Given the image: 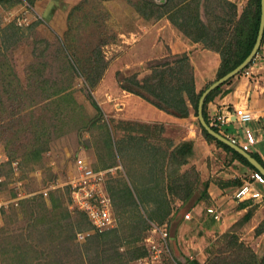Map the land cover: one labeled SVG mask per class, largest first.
<instances>
[{"label": "rangeland", "instance_id": "rangeland-1", "mask_svg": "<svg viewBox=\"0 0 264 264\" xmlns=\"http://www.w3.org/2000/svg\"><path fill=\"white\" fill-rule=\"evenodd\" d=\"M141 1L80 0L71 10L69 26L63 34L53 33L39 16L27 17L34 11L26 1L22 3L24 9L15 16L7 12L9 2L0 5V203L3 204L0 209V264H113L108 255L115 248L124 253L123 264H147L145 260L137 262L140 258L133 259L129 252L131 240L140 231L141 220H146L145 243L155 223L152 220L163 213L161 206L167 194L157 190L149 193V189L145 195H150L152 200L148 202L150 205H145L138 188L142 185L148 187L147 184L154 180L150 169L162 166L151 157L161 151L160 154L168 158L171 144H176L163 137L164 129L159 125L140 127L142 125L133 124L129 118L113 117L110 104L115 106L123 100L114 101L109 96L116 90L122 92V84L132 87L126 81L129 77L138 75L142 79L155 65L168 67V63L174 66L190 63L189 53L194 48L175 53L168 38L174 37L172 30L177 29V25L168 17L145 19L132 5ZM225 1L237 5V14L248 3V0H204L202 21L211 32H219L226 23L223 22V18L226 21L223 12L230 11V6ZM176 16V23L182 22L181 13ZM3 23L7 24L2 26ZM195 29L193 23L188 25L189 32L194 33ZM122 32L132 33L130 38L133 41L114 49ZM183 34L186 41L206 46L204 41ZM106 40L110 41L101 48L108 64L107 72L99 81H104L106 86L104 90H98L99 83L97 87L91 86L86 74L95 70L92 68L95 62L92 53ZM67 55L79 72L68 68L71 62ZM67 85L69 89L61 95L70 93L77 103L70 102L69 105L67 101L65 106L58 107L59 97L54 98L52 94ZM134 94L141 97L140 101L144 99L156 106ZM121 106L125 108L122 113L125 112L126 117H129L128 112L134 113L133 109H137L136 104ZM60 116L65 122L62 136L55 132L58 124L63 123L58 122ZM195 117L198 128L203 131L198 116ZM132 132L142 135L136 138L138 145L135 138H130ZM38 135L40 142H37ZM41 144L44 149L41 159H33V152ZM188 158V164L179 167L178 174L187 173L188 179L195 181V167L190 164L193 155ZM78 159L95 170H107L101 188L113 198L112 212L117 226L113 231L108 230L110 233H96L87 214L78 207L72 208V190L66 182L77 171L74 166ZM14 163L18 166L16 172ZM167 166L159 181V191H167V186L164 187L169 183L167 175L177 167ZM52 185L57 188L45 195L43 192ZM128 191H132L135 205L131 204ZM52 195L58 197L56 205ZM167 202L172 212L178 217L182 215L181 220L186 219L185 215L190 212L189 202L183 201L174 191L169 194ZM152 208L157 209L156 212ZM176 213L171 217L175 218ZM170 219L160 226L171 227L173 221ZM226 246V242L219 239L208 247L209 257L212 251L213 260L220 261L227 255H223ZM171 248L178 264L186 262L185 255L179 256L172 244ZM115 260L114 263L119 262ZM163 261L175 264L170 257H164ZM153 264L159 263L155 260Z\"/></svg>", "mask_w": 264, "mask_h": 264}, {"label": "crops", "instance_id": "crops-1", "mask_svg": "<svg viewBox=\"0 0 264 264\" xmlns=\"http://www.w3.org/2000/svg\"><path fill=\"white\" fill-rule=\"evenodd\" d=\"M23 1L32 5L34 11L33 15L29 13L27 17L33 16L31 17L32 19L35 15L36 17L39 16L46 21L55 34L65 33L69 26L68 19L70 14H72L71 10L74 9L76 3L80 2V0H34L31 4L28 0ZM23 1L15 2V0H9L8 2L10 4H7V12H9V15L15 16L20 10H23ZM190 1L193 0L180 2L179 8H182L186 2ZM203 1L204 0L197 1L199 2V15L201 20H204L201 11ZM4 2H1L0 5ZM190 8L187 9L189 10ZM126 10L128 11V9ZM188 10H185V12H188ZM241 13H238V17ZM192 14L194 15V11ZM159 22L160 24H165L164 21ZM6 24L7 23H3L2 26ZM142 32H145V30L143 29ZM148 32H150V30ZM172 32L174 37H169L168 43L170 46L172 45L175 53L180 54L181 51L186 52L194 48V50L189 53L191 54L189 55L190 63L188 62L187 65L191 67L188 68L191 69L190 74L194 76L197 92L203 89L206 90L211 84L223 77H219L223 65L221 53L199 42L194 44L190 43L187 39L188 43L184 39V31L181 30L179 26H177V29L174 28ZM131 35L133 34L120 33L118 36V38H120L119 44L114 45V49L123 48L125 46L123 44L129 45L132 43L133 40L130 38ZM180 41H184L182 45ZM106 69L104 74L107 72ZM246 70H249L250 74H246ZM151 72L152 70L149 69L145 76ZM105 86L106 83L101 81L98 85L99 89H96L104 90ZM220 86H222V92L210 100L205 107L208 119L211 121L217 114H231V121L225 127L219 128V132L230 140L236 139V144L239 147H241L242 143L247 141L246 132L252 131L257 139V143L251 147L250 151L245 152L251 155L252 158L264 167V41L251 66L245 68L244 71L233 76ZM120 90L113 91L114 94H110L109 96L111 99H114V101L119 102L120 99L123 100L115 104V106L110 104L109 110L111 109L110 111L113 117L121 120L129 118L133 124L142 125L140 127L148 126L149 128L151 125H159L164 129L163 137L167 138V140L173 144H176H171L172 147L168 158L167 156L161 155V151H157L154 155H159V158L151 155L153 161L158 164L161 163L162 166H158V170L155 169V167L150 169L154 180H152L153 182L150 184H147L148 187L142 185L138 188L139 193L143 195L141 197L145 205H150L148 202L152 200L150 195H145V193L149 192V189H151L149 193L153 190H157L159 193L167 194V197L163 200L164 205L161 206L163 213L159 218L153 216L155 220H152V222H155L154 224L164 225L169 221L170 217L174 216L176 213L172 212L167 202L169 194L171 193L169 183L164 186H167V191L164 189L159 191L158 188L160 187V178H162L164 171L168 168L167 165L171 164L172 151L183 142L190 141L194 143L193 159L190 164L192 163L191 166L195 167L198 176L195 174L193 193L186 201L187 203L189 202L187 207L192 214V218L190 220H181L182 217H178L176 213L177 216L175 218L171 217L173 221L171 227L167 228L170 232V237H172L171 234L175 236L173 249L176 250L178 255H185L190 261H197L201 264H205L209 259L208 247L213 243L215 244L219 239H223L231 230H235L239 242L250 247L255 253L263 254L264 233L257 234L256 230L264 221V200L248 201L246 203L237 204L233 196L237 189L244 184L245 180L248 179L253 181L251 175L254 170H259L264 173L263 169L256 167L251 160L244 155L243 156L248 162L237 158L233 152L217 145L216 142L208 141L200 128H198L194 114L180 116L173 112V110L167 111L161 109L144 99L140 101L139 98L141 97L134 93L127 92L125 89H122V92H120ZM106 102L108 103L109 101H105V103ZM124 103H126V106H132L133 104L137 106V109H133L134 113L128 112L129 117L125 116V112L122 113V110L125 108L122 107L121 104ZM243 113H249L251 118L247 121L241 120V115ZM210 125H212V122ZM187 129H189L188 132ZM191 131L193 133H191ZM130 136L131 139H136L142 135L132 132ZM136 145H138V140L136 141ZM183 165L185 164L180 163V168H182ZM186 168L187 167H185L184 170H186ZM156 170L158 171L157 173ZM174 174H177V171H175ZM256 185L260 190L263 189L260 184L256 183ZM140 189H142V191H140ZM208 208L216 210L219 217L217 218L215 214L209 213ZM152 210L156 212L157 209L155 210L152 208ZM249 214L250 217L244 220L245 216ZM239 223H241V225L237 227ZM235 227L236 229H234ZM158 263L165 264L164 261Z\"/></svg>", "mask_w": 264, "mask_h": 264}, {"label": "trees", "instance_id": "trees-1", "mask_svg": "<svg viewBox=\"0 0 264 264\" xmlns=\"http://www.w3.org/2000/svg\"><path fill=\"white\" fill-rule=\"evenodd\" d=\"M4 1L5 0H0V3ZM16 1L21 2L23 0H15V2ZM28 1L32 4L34 0ZM184 1L185 0H142L141 3L137 2L132 5L134 6L135 10L138 11L139 14L145 19H150L152 17L162 18L164 16H168V18L175 22V24L179 26L181 30H183L186 34L192 35L196 41H204L207 47L220 52L223 58V65L221 72L219 73V77L226 75L227 73L235 69L238 65H240L248 57V55L253 50V47L255 46L261 19V0H248L247 5L244 7L243 12L239 17L237 14V5L225 1L229 4L230 11L227 10V12H223V16L226 17V21L223 18V22L226 23L223 24L222 29L218 30L219 32H211L201 20L199 15V2H197L198 0L186 2L182 8H179L180 2ZM191 5H195L192 11H190L189 13H184L185 10H188L187 8H189ZM155 8L158 10L160 9V13H158L159 11L155 10ZM193 11L194 15L192 14ZM179 12L182 15V22L176 23V14H179ZM191 23H193L194 27L196 28V31L194 33H191L187 30L188 25ZM220 35L225 37H221ZM224 38L225 41H221V39ZM109 41L110 40L104 41V43H102L100 47L95 50L96 52L92 53L95 59L92 68L95 70H91L93 71L92 73L90 72L86 74L87 83H89L91 86H97L100 79L102 78V75L105 72V69L107 68L108 64L105 56L102 53L101 47ZM62 49L66 50L65 47ZM68 58L71 62V64L69 63L70 65L68 66V68L71 70L75 69V71L77 72L78 69L76 64L73 62L72 58H70L69 56ZM180 62L183 63V61L181 60ZM252 63L253 61L246 68L251 66ZM188 67L191 68L189 65L184 63L177 64L176 66L168 63V67L155 65L151 67V69L153 68L152 72L142 79H140L138 75L129 77L126 81L130 83L131 86L133 85L132 87L125 86L124 84H122L121 86H123V89L125 90H129L130 92L141 95L161 109L167 111L173 110V112L180 116H189L191 114L198 116L199 100L205 90L203 89L199 92L196 91L195 79L194 76L190 74L191 69H189ZM68 89L69 85L59 90H55L52 94L54 98L59 97V99L57 98L58 107L65 106L67 101L69 102V105L70 102L73 105H76L77 102L71 97L70 93L61 95V93L67 92ZM222 90V86H219L211 93H209L206 98L204 104V116L209 124L211 123V121L206 115L205 107L207 103L214 97H216L217 94L221 93ZM60 121L63 123H59L60 125L58 124L55 132H57V135L62 136L64 135L62 131L64 130L65 122L63 121V119H61V116L58 118V122ZM201 127L203 129L202 132L208 141L216 142L217 145L233 152L237 158L248 162L241 153L212 136L205 128H203L202 125ZM212 127L219 132V128L217 126L213 125ZM37 142H40V135L37 136ZM193 147L194 143L186 141L173 149L171 155L172 163L170 165H177V167H174L172 174L167 176L170 190L174 191L175 194L180 196L183 201H187L193 193L194 181L188 179L186 175L187 173L183 174L182 176L179 175L178 169L180 167V163H188L189 155L193 154ZM43 150L44 149L41 144V147L33 152V159L40 160ZM175 171H177L178 175L174 174ZM195 174L196 176H198V173L196 171ZM132 195V191H128L127 196L131 198V204L133 203L135 205V202L132 201ZM51 199L53 201V204L56 205L58 197L52 195ZM249 217L250 214L245 216L244 220H247ZM241 223H239L237 227L240 226ZM147 225L148 222L146 220H141V225H139L141 226L140 231H137L134 234L135 237L131 240L132 249L129 252L133 259H141L142 257H146L149 253L147 246L145 245V243H143V237L145 236L144 233L147 230ZM234 229H236V227ZM113 230L115 229H111V231ZM107 233H110V231H108ZM256 233H264V221L256 230ZM223 240L227 244L223 253V255L227 254L226 257L221 258L220 261L215 259L213 260L214 257H211L213 252L211 251V256L205 264H264V253L257 254L250 247L246 246L244 243L239 242V238L238 236H236L235 230H231V232L227 233ZM56 252H58V250ZM19 256L22 255H18V257ZM122 257H124V253L120 252L116 248L113 249V252L111 251V253L108 255L109 260L112 261L113 264H123L121 262L123 261ZM23 259L25 261H31L30 259H27L25 257H23ZM115 259H118L119 262L114 263L115 261H117ZM182 264L201 263L197 261H190V259H187L186 262H183Z\"/></svg>", "mask_w": 264, "mask_h": 264}, {"label": "built area", "instance_id": "built-area-1", "mask_svg": "<svg viewBox=\"0 0 264 264\" xmlns=\"http://www.w3.org/2000/svg\"><path fill=\"white\" fill-rule=\"evenodd\" d=\"M246 74H250L249 70H246ZM231 115V114H230ZM230 115L217 114L211 122L212 125L218 128L225 127L230 121ZM251 118L249 113H243L241 120L247 121ZM245 143L241 144V148L244 151H250L251 147L257 143V139L252 131L246 132ZM236 143V139H231ZM14 170H18L17 164L14 163ZM74 176L66 182V185L72 190V208L78 207L81 211H84L89 217L94 231L98 234H102L108 230L114 229L116 226V218L113 215V199L107 193L102 191L101 186L106 180L107 170H95L88 163L82 159L76 160ZM253 181L245 180L244 184L237 189L234 193V200L237 204L246 203L248 201H259L264 200V174L259 170H254L251 175ZM0 182L2 178L0 177ZM256 183L260 184L263 189L260 190ZM57 186L52 185L49 189H46L43 193L48 195V191L55 190ZM3 204L0 203V209ZM208 212L218 218V212L213 208H208ZM186 220L192 218L191 212L185 215ZM158 234L155 237V234ZM148 241L149 244H146ZM146 246L148 247V255L145 258L139 259L137 262L147 264L155 262H162L164 257H170L173 263L177 262L173 259L172 248L170 246V232L167 228H163L160 225L153 224L150 235L146 238ZM178 264V263H175Z\"/></svg>", "mask_w": 264, "mask_h": 264}, {"label": "water", "instance_id": "water-1", "mask_svg": "<svg viewBox=\"0 0 264 264\" xmlns=\"http://www.w3.org/2000/svg\"><path fill=\"white\" fill-rule=\"evenodd\" d=\"M263 39H264V0H261L260 26H259L257 40H256V43H255V46L253 47V50L251 51V53L248 55V57L240 65H238L235 69H233L232 71H230L229 73H227L226 75H224L223 77L218 79L217 81H215L213 84H211L202 93V95L200 97V100H199L198 117H199V121H200L201 125L203 126V128H205L212 136H214L218 140L226 143L227 145H229L230 147H232L233 149H235L236 151H238L239 153H241L242 155H244L245 157L250 159L251 162L256 167H260L264 171V167L260 163H258L254 158H252L251 155H249L247 152H245L241 147H239L233 141H231L227 137L223 136L220 132L216 131L212 127V125H210L207 122V120H206V118L204 116V104H205L206 98L209 95V93H211L214 89L219 87L221 84H223L224 82H226L227 80H229L233 76H235V75L239 74L240 72H242L255 59V57L257 56V54H258V52H259V50L261 48ZM181 217H182V215H181ZM171 236L172 237H170V241H171L172 246H174L173 244L175 243V236L172 235V234H171Z\"/></svg>", "mask_w": 264, "mask_h": 264}, {"label": "clouds", "instance_id": "clouds-1", "mask_svg": "<svg viewBox=\"0 0 264 264\" xmlns=\"http://www.w3.org/2000/svg\"><path fill=\"white\" fill-rule=\"evenodd\" d=\"M232 141V140H231ZM236 144V143H235Z\"/></svg>", "mask_w": 264, "mask_h": 264}]
</instances>
